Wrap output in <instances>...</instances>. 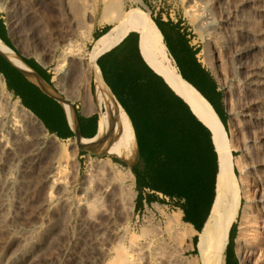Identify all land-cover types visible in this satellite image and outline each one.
Masks as SVG:
<instances>
[{
  "label": "rangeland",
  "instance_id": "1",
  "mask_svg": "<svg viewBox=\"0 0 264 264\" xmlns=\"http://www.w3.org/2000/svg\"><path fill=\"white\" fill-rule=\"evenodd\" d=\"M72 1L80 12L78 20L70 11V0H0V10L14 27L16 43L27 55L51 63L54 84L59 89L58 79L72 88V82L81 73L80 63L89 61L94 25L99 22L111 28L117 25L104 22V7L110 0ZM118 3L119 9L127 13L147 17L149 14L151 19L162 13L164 19L182 23L191 44L199 50V60L220 85L239 191L236 198L232 194L234 206L229 222L235 229L228 254L231 256L234 245L236 257L231 264H242L237 238L244 211L254 210V188L256 183H264V140H261L264 87H251V92H247L246 84L254 68L264 75V0H118ZM190 6L199 11L190 12ZM250 46L254 47L253 52L238 62L237 52ZM62 69L67 74L63 75ZM90 72L82 79L90 77ZM248 104H253L255 110H246ZM219 110L225 116L221 106ZM124 116L133 147V133ZM256 119L263 121V125L257 127ZM28 120L6 92V97L0 100V134L11 150L0 147V264H190L184 241L192 229L183 225L180 214L166 219L157 216L153 222L135 212L134 176L132 179L128 176L135 158L123 161L118 159L119 154H101L103 150L83 147L78 140L61 142L42 127L45 137L56 139L60 150H75L79 162L78 174L64 183L68 197L65 205L61 194L45 181L53 150L47 148L37 158L31 155L41 131L37 132ZM11 124L19 131H9ZM19 157H25L26 162L18 172L16 185L7 194L2 176L8 169L16 168ZM234 160H238L237 165ZM98 165L109 166L110 172L98 170ZM85 176L90 177L89 197L81 184Z\"/></svg>",
  "mask_w": 264,
  "mask_h": 264
},
{
  "label": "crops",
  "instance_id": "2",
  "mask_svg": "<svg viewBox=\"0 0 264 264\" xmlns=\"http://www.w3.org/2000/svg\"><path fill=\"white\" fill-rule=\"evenodd\" d=\"M148 18L149 22H152L159 32L149 14ZM157 19L163 23L168 34L169 47L173 55V58L170 57V59L176 67L186 91L198 108L200 106L221 125V122L208 110V108L213 110L211 102L196 88L187 73H183L187 62L181 52V45L178 40L182 39L186 43L187 53L197 49L191 44L189 35L182 27L183 24L164 19L162 13L158 14ZM10 24L6 14L0 10V43L5 48L4 50L14 54L17 59V62L12 61L0 49V78L8 95L20 107L30 112L40 122L48 135L61 142L78 140L85 143L87 148L98 147L101 149L100 146L105 145L104 138L110 127V101L102 92V86H105L115 103L126 115L134 137V146L130 155L128 157L117 155L122 160L128 161L132 157L135 158L133 165L142 164L140 157L146 149L145 143L148 140L146 135L149 133L148 128L153 117L159 112L160 101L169 103L171 107L179 111L186 109L189 114L193 115L208 134L210 133L209 138L216 153L214 137L212 138L213 135H211L210 130L167 81L163 71L162 58L156 46L142 33L129 30L118 37L103 39L114 26L111 28L109 24H101L100 22L95 24L92 40L94 44L97 41L100 42L94 50L93 44L91 49L93 53L90 52L91 59L89 58L88 61L90 63V77H86L83 81L78 78L77 81L72 82V88H68L64 80L58 79L59 89L54 84L51 63L48 60L27 55L22 47L16 43L12 29L9 27ZM173 28L177 31L178 36L170 30ZM198 55L199 53L195 55L196 62L208 72ZM212 78L216 84L218 102L222 103V108L225 111L227 126L228 114L225 109L224 95L219 83L213 76ZM88 81L89 93L87 91ZM200 111L203 113L201 109ZM204 117L207 120L205 115ZM207 122L209 123L208 120ZM209 125L211 126L210 123ZM101 150L114 155L105 149ZM216 161V176L218 177L217 153ZM216 176L215 184L217 182ZM136 193L138 195L137 191ZM137 195L134 204L137 215L154 222L157 216L166 219L173 214H180L179 218L182 220L184 214L175 199H170L149 189H142L138 198ZM214 200L215 195L212 205ZM211 209L212 207L209 216ZM209 216H207L208 219L206 218L207 221L205 220L206 222L200 230L195 229L193 224L182 220L186 228L192 229V233L184 241V249L188 253L187 257L191 260L190 264H199L197 250L202 244ZM228 243L229 237L226 246ZM226 246L221 264H231V260L236 257L234 245L231 256L228 254L229 247L226 251ZM193 259L196 260V263L192 262Z\"/></svg>",
  "mask_w": 264,
  "mask_h": 264
},
{
  "label": "bare ground",
  "instance_id": "3",
  "mask_svg": "<svg viewBox=\"0 0 264 264\" xmlns=\"http://www.w3.org/2000/svg\"><path fill=\"white\" fill-rule=\"evenodd\" d=\"M192 7L193 6H190V9H189L190 12L193 13V12L199 11L197 7L195 9H193ZM70 8H71L70 11L72 12L73 16L76 17L78 20V17L80 16V12H79L78 6L72 0H70ZM119 8L120 7H119L118 0H110L105 5L104 22L105 23H117V25H115L111 29L109 34L105 36L103 39L118 37L123 32L129 31V30L137 31L139 33H142L146 37H148L153 42V44L156 46L162 58L163 71H164L167 81L175 89V91L180 95V97H182L188 103L193 113L208 127V129L211 132V135H213L212 138L214 137L215 150H216L217 159H218V169H219L218 171L220 173V178H219L218 184L215 189V200H214L211 212H210L207 229L203 235L202 244L197 250V252H198L199 264H221L223 251L225 249L227 239H228L229 215L234 206L232 203L233 177H232V172H231V164L233 162V159L231 155L230 143L216 129H214L213 127L209 125L203 113L200 111V109L197 107L192 97L186 91L182 83V80L177 73L176 67L174 66L170 57L167 54V50L163 44L162 36L157 31V29L154 26H152V24L149 22V18L147 16H143L138 13L124 12V11H121ZM89 10H90V6H89ZM88 14L90 15L89 11H87L86 16H88ZM196 16H202V15L196 14ZM9 27L12 30L14 29L12 24H10ZM99 42L100 41L95 42L93 50L99 44ZM0 49L4 51V53L8 55V57L12 61L17 62L15 55L10 53L9 51L4 50L5 48L2 46L1 43H0ZM253 50H254V47L250 46L245 51L237 52L236 57L238 58V62L241 61L242 59H246V57H248V55H250V53L253 52ZM89 67H90L89 62L82 61L80 63V69H81V73L79 76V79L81 78L80 80L83 81L82 78H84L86 73L89 71ZM65 74H67V71L63 70V75ZM246 84L248 86L247 92H251L250 91L251 87H254V88L264 87V75H262V73H259V71H257L254 68L253 72L247 76ZM102 92L110 101V127L108 129L107 134L105 135V138L108 136V139L105 140L104 138L105 145L100 146V148L110 151L111 153L114 152L115 154L128 157L130 153L132 152V142H131L130 128L128 126V122L124 116L123 111L115 103L113 97L108 92L105 86H102ZM5 97H6V90L0 78V100ZM254 108L255 107L253 106V104H248L246 107V110L250 111ZM20 110L25 115H27V117L29 116L32 125L33 126L35 125V127H37V132L40 133L41 131V133L39 134L40 136L39 139L35 141V148L31 152L32 157L37 158L47 148H51L53 150L52 155L49 158V165H48L45 181H46V184H48L51 188H54L55 190H57V192H59V194H61L62 201L64 202L63 204L67 205L68 197H67V192L64 189V183L66 182L67 178L75 177L78 174L79 162L76 158V152L75 150H60L57 145L56 139H52V138L48 139L47 137H45L44 131L42 130V126L40 125V123H38L37 120L33 118L22 107H20ZM262 122L263 121H260V119H256L255 121L256 126L259 127L260 125H263ZM9 131L17 132L19 131V129L16 125L11 124V126H9ZM262 132L263 133H262L261 140H264V131ZM0 147L6 150L7 149L11 150V147L8 144L7 139H5L2 134H0ZM2 148L0 150H2ZM237 161L238 160H234L235 165H237ZM25 162H26L25 157L17 158L16 168L8 169L5 175L2 176V178L4 177L3 181H4V184L6 185L5 187H7V190H6L7 194L16 185L18 172L20 171L21 168H23ZM108 167H103L102 165L97 166L98 170H106V171L109 170L110 172V168ZM128 176L130 179H132V174L130 172L128 173ZM81 184L83 186L82 189L84 191V194L87 197L91 196L92 192L89 188L90 177L89 176L83 177ZM256 184L257 186H255V188L253 187L254 190L256 191L255 193L256 199L254 200L255 206L253 208L254 210L245 209L244 215H243V222L240 228V233L237 238L238 250L243 257L242 264H264V183L260 181L259 183H256ZM247 191L248 189L246 190V192ZM249 242H251V244ZM119 260L122 261L120 257H119Z\"/></svg>",
  "mask_w": 264,
  "mask_h": 264
},
{
  "label": "trees",
  "instance_id": "4",
  "mask_svg": "<svg viewBox=\"0 0 264 264\" xmlns=\"http://www.w3.org/2000/svg\"><path fill=\"white\" fill-rule=\"evenodd\" d=\"M152 20L163 37V44L167 49L168 56L173 58L168 34L163 23L157 18ZM151 24L153 25L152 22ZM170 30L178 36L174 28ZM178 43L181 45V52L187 62L183 73H187L196 88L211 102L213 110L210 108L208 110L223 126L198 105L199 108L211 126L228 141L226 116H223L219 110V106L222 108L223 105L218 102L216 84L212 76L202 69L195 59L199 50L195 49L187 53L186 43L182 39H179ZM150 124L149 133L146 135L148 139L145 143L146 149L140 157L142 164L137 163L130 167L135 178L137 198L142 189H149L170 199H175L184 214L182 220L193 224L195 229L200 230L208 219L207 216L213 206L215 195L217 161L209 138L210 133L208 134L186 109L179 111L164 101H160L159 112L153 117ZM113 161L122 164L118 159H113ZM233 166L232 164V194L236 198L239 191ZM219 178L218 172L216 185ZM229 229V243L226 246V251L231 244L232 232L235 229L232 222H229Z\"/></svg>",
  "mask_w": 264,
  "mask_h": 264
},
{
  "label": "water",
  "instance_id": "5",
  "mask_svg": "<svg viewBox=\"0 0 264 264\" xmlns=\"http://www.w3.org/2000/svg\"><path fill=\"white\" fill-rule=\"evenodd\" d=\"M34 76L37 78V76L34 74ZM28 112V111H27ZM33 118H35L30 112H28ZM28 118H29V116H28ZM36 119V118H35ZM29 120H30V118H29ZM37 120V119H36ZM37 122L38 123H40L38 120H37ZM41 125V124H40ZM35 126V125H34ZM42 126V125H41ZM35 128H37V127H35ZM108 139V136L105 138V140H107ZM80 143H81V145L83 146V147H86V145H85V143H82V141H80ZM101 154H104V155H108L104 150L101 152ZM116 158H118V157H116ZM118 159H120V158H118ZM123 161H126V160H123ZM216 178H217V176H216ZM215 186H216V184H215Z\"/></svg>",
  "mask_w": 264,
  "mask_h": 264
}]
</instances>
